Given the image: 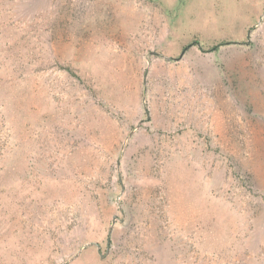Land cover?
I'll return each instance as SVG.
<instances>
[{"label":"rangeland","instance_id":"374dc122","mask_svg":"<svg viewBox=\"0 0 264 264\" xmlns=\"http://www.w3.org/2000/svg\"><path fill=\"white\" fill-rule=\"evenodd\" d=\"M0 264H264V0H0Z\"/></svg>","mask_w":264,"mask_h":264},{"label":"trees","instance_id":"16d2710c","mask_svg":"<svg viewBox=\"0 0 264 264\" xmlns=\"http://www.w3.org/2000/svg\"><path fill=\"white\" fill-rule=\"evenodd\" d=\"M215 49L217 48V46L214 47ZM168 150H170V148H168Z\"/></svg>","mask_w":264,"mask_h":264}]
</instances>
